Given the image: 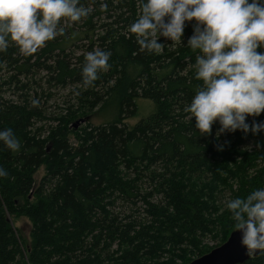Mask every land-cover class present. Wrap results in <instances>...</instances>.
Listing matches in <instances>:
<instances>
[{
  "label": "trees",
  "instance_id": "obj_1",
  "mask_svg": "<svg viewBox=\"0 0 264 264\" xmlns=\"http://www.w3.org/2000/svg\"><path fill=\"white\" fill-rule=\"evenodd\" d=\"M80 5L88 16L63 21V35L31 56L13 43L0 52V129L21 142L18 152L0 145V264H189L234 230L226 201L264 187V133L196 132L184 111L202 85L186 47L194 22L182 43L161 37L155 55L127 30L141 0ZM96 49L111 53L110 67L85 88L84 57ZM45 87L74 88L67 114L47 125L32 106ZM95 117L71 144L73 121ZM5 213L32 220L31 245ZM246 264H264V252Z\"/></svg>",
  "mask_w": 264,
  "mask_h": 264
},
{
  "label": "clouds",
  "instance_id": "obj_2",
  "mask_svg": "<svg viewBox=\"0 0 264 264\" xmlns=\"http://www.w3.org/2000/svg\"><path fill=\"white\" fill-rule=\"evenodd\" d=\"M88 14L80 0H0V52L13 43L21 55L31 56L63 35L59 27L63 21L79 22ZM191 22L186 47L198 53L195 79L202 85L184 111L194 118L196 132L209 136L218 124L217 138L237 131L264 133V121L247 122L264 113V0H141L140 14L127 30L141 52L159 55L165 47L160 38L182 43ZM110 55L99 49L85 55L81 69L85 88L109 69ZM32 106L38 101L32 100ZM0 145L10 152L21 148L11 128L0 129ZM7 176L0 167V178ZM225 207L246 253L264 252V187L226 201Z\"/></svg>",
  "mask_w": 264,
  "mask_h": 264
},
{
  "label": "rangeland",
  "instance_id": "obj_3",
  "mask_svg": "<svg viewBox=\"0 0 264 264\" xmlns=\"http://www.w3.org/2000/svg\"><path fill=\"white\" fill-rule=\"evenodd\" d=\"M73 89L74 88H70V87L68 89H62L59 87H48V88L45 87L44 89H40L37 92L38 95L36 96L37 97L36 100L38 101L39 106L46 115L45 121L42 122V124L47 125L48 122L53 124V122L57 121L56 120L57 118L67 114L68 109L70 107L69 104L72 103V95H74L72 93ZM77 121L79 120L76 119L75 121H73V125L70 126L69 128L71 131L75 132L69 137V140L73 145H76L77 143L76 133L77 134L81 133V131L85 129L88 125L99 124L101 122L99 118L95 117L91 120L81 123L78 128H75L74 124H76ZM127 123L130 126H132L135 123V121H128ZM45 128L47 129V126H45ZM45 175H46V169L45 167H41L35 175L36 182L40 183ZM32 201L34 203L36 202V199H33ZM22 206H24V202H21L19 207L22 208ZM5 215L8 217L9 221H11L14 228L19 231V236L23 238L25 244L27 246L31 245L34 240L32 233L34 229V224L32 220L24 214H22L21 216L19 215L10 216L8 213H5ZM210 246L217 247L216 244H210Z\"/></svg>",
  "mask_w": 264,
  "mask_h": 264
},
{
  "label": "water",
  "instance_id": "obj_4",
  "mask_svg": "<svg viewBox=\"0 0 264 264\" xmlns=\"http://www.w3.org/2000/svg\"><path fill=\"white\" fill-rule=\"evenodd\" d=\"M84 122L83 119L79 120L74 127L78 128ZM261 253L248 255L240 244V233L234 229L223 244L193 259L189 264H246L250 259L260 256Z\"/></svg>",
  "mask_w": 264,
  "mask_h": 264
}]
</instances>
